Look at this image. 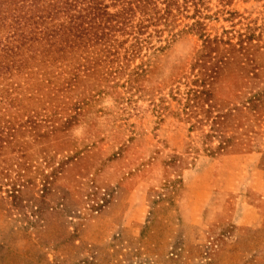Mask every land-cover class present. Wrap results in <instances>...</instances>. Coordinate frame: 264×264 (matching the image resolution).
Here are the masks:
<instances>
[{"label":"rangeland","instance_id":"374dc122","mask_svg":"<svg viewBox=\"0 0 264 264\" xmlns=\"http://www.w3.org/2000/svg\"><path fill=\"white\" fill-rule=\"evenodd\" d=\"M153 2L121 73L0 107V264H264V0Z\"/></svg>","mask_w":264,"mask_h":264},{"label":"trees","instance_id":"16d2710c","mask_svg":"<svg viewBox=\"0 0 264 264\" xmlns=\"http://www.w3.org/2000/svg\"><path fill=\"white\" fill-rule=\"evenodd\" d=\"M110 1L0 0V107L16 112L26 100L41 101V88L51 92L54 99L73 90L81 76L98 74L104 79L105 75L121 73L124 62L146 47L147 37L142 35L147 27L155 25L168 10L158 14L153 0ZM136 13L141 18L133 22ZM200 25L198 21L192 23ZM250 40L249 36L239 37L236 44L244 48ZM143 72L136 65L127 74ZM53 106L54 110L60 107ZM15 121L8 117L6 125L0 122V138L12 133ZM220 141L217 148L221 149Z\"/></svg>","mask_w":264,"mask_h":264},{"label":"crops","instance_id":"0c3cea01","mask_svg":"<svg viewBox=\"0 0 264 264\" xmlns=\"http://www.w3.org/2000/svg\"><path fill=\"white\" fill-rule=\"evenodd\" d=\"M262 223H260L258 220H253V221H250V222H247V223H242V225H246L245 227H259L261 226ZM240 225V224H239Z\"/></svg>","mask_w":264,"mask_h":264}]
</instances>
